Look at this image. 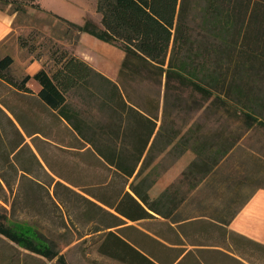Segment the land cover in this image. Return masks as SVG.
Wrapping results in <instances>:
<instances>
[{
  "label": "trees",
  "instance_id": "1",
  "mask_svg": "<svg viewBox=\"0 0 264 264\" xmlns=\"http://www.w3.org/2000/svg\"><path fill=\"white\" fill-rule=\"evenodd\" d=\"M0 3L9 8L14 3L12 12L16 15L33 4L30 0H0ZM95 5L100 26L91 20L77 25L39 5L34 8L62 21L76 30L78 36L85 32L105 43L118 45L124 52L119 75L141 76L157 88L155 96L147 97L141 104L134 102L117 82L52 39L46 41L52 61L50 68L41 66L32 75L17 79L10 74L14 57L4 54L0 56V81L16 93L35 97L65 124L83 148L90 149L123 180L111 199L82 187L84 194L79 193L58 180L54 185L57 202L52 200V204L61 212L64 227L68 229L62 214L67 207L66 199L58 195L60 186L111 219L108 226L92 231L102 232L98 253L122 264H158L134 243L105 229H116L126 221L155 222L159 219L168 222L170 227L180 226L188 219L202 218L220 227L226 226L253 193L264 188L257 186L233 207L232 200L241 192L244 183L257 176L264 177V159L255 151L242 148L243 137L248 131L264 130V0H96ZM38 37L33 30L25 37L18 35V47L35 51L39 45L43 46L41 42L37 45ZM235 56L239 61L236 62ZM37 59H40L39 54ZM31 79L38 84L36 92L28 85ZM161 86L164 88L162 109ZM72 92L82 107L69 104ZM184 94H187V108L193 113L205 109L206 102H210L221 118L230 114L234 120L242 121L244 133L240 138L229 137L220 130L210 135L195 122L184 131L176 127L173 120H168L167 101L174 95L179 102L176 106L180 108ZM198 95L201 100L197 99ZM0 111L6 115L3 108L0 107ZM11 124L22 138L15 123ZM22 143L18 142L7 158L17 153L18 147L20 151ZM241 148L243 161L236 162L233 168H224ZM186 151L194 155L187 172L200 175L199 183L203 182L214 193L226 191L229 195L217 204H201L183 217L180 214L185 201L177 199L176 190L166 188L152 197L150 190L154 180H149L143 172L159 155L173 154L178 158ZM33 157L42 167L38 158ZM7 164L15 176L22 172L13 183L16 185L15 198L25 181L37 191H44L45 186L28 178L25 169L19 170L10 161ZM247 166L250 170L243 174ZM60 179L67 182L63 177ZM13 184L0 173L1 202H7L5 187L12 191ZM13 205L12 202L9 207L14 210ZM0 236L31 254L55 259L57 264H69L55 241L39 231L35 223L25 218L13 219L1 205ZM257 245L264 249L261 244ZM175 260L169 264H174Z\"/></svg>",
  "mask_w": 264,
  "mask_h": 264
},
{
  "label": "rangeland",
  "instance_id": "2",
  "mask_svg": "<svg viewBox=\"0 0 264 264\" xmlns=\"http://www.w3.org/2000/svg\"><path fill=\"white\" fill-rule=\"evenodd\" d=\"M30 2H33L32 6H25L26 11L17 13L13 30L0 42V56L10 54L14 57L11 75L20 79L26 74L32 75L41 66L50 68L52 61L49 59L50 49L46 41L52 39L71 53L83 57L94 70L117 82L134 102L141 104L147 97L155 96L157 88L152 87L141 76L119 75L124 52L118 45L105 43L85 32L78 36L76 30L62 21L34 8L39 5L43 9L46 8L48 12L53 11L77 25L91 20L100 26L101 19L96 11V0H30ZM0 6L3 4L0 3ZM13 9L14 3L10 6L9 12ZM32 30L38 33L37 45L41 42L43 46L39 45L40 48L35 51L27 48L20 49L18 35L25 37ZM37 54L40 55V59H37ZM237 56H235L236 62L239 61ZM28 85L33 92L38 89V84L33 79ZM159 88L162 109L164 88L162 86ZM186 95L183 96L180 108L176 106L179 102H176L174 95H171L167 101L168 120H173L176 127L184 131L195 122L202 125L210 135L220 130L229 137L240 138L241 133H244L242 121L234 120L230 114L221 118L215 112L216 108L209 105L210 102H206L208 107L205 109L193 113L187 108ZM197 99L201 100L199 95ZM68 101L69 104L82 107L75 92L70 93ZM0 107L7 115L0 111V173L2 172L12 184L17 182L22 172L19 171L15 176L14 171L7 164L10 161L18 169H25L28 172V178H33L45 186L44 191H37L35 186L25 181L16 198V185L13 184L12 191L5 187L7 202L0 201V205L7 209V214H11L13 219L25 218L35 223L39 231L55 241L69 264H122L120 261L98 253L97 246L102 232H92L96 227L103 229L108 226L111 222L110 218L104 213L97 212L91 204L82 202L75 193H70L60 186L57 189L58 195L66 199L67 208H63L62 214L66 219L67 229L63 225L61 212L55 208L52 200L57 202L54 185L58 180L79 193L84 194L80 189L82 187L94 190L108 199L116 194L123 180L103 161H100L90 149L83 148V144L67 131L65 124L40 105L35 97L16 93L0 81ZM8 118L15 123L22 138L17 135L15 127ZM20 141H23L20 151L18 147L17 153L7 158ZM242 142L244 143L242 148L255 151L257 156L264 159V130L248 131ZM242 148L232 155L233 159L224 168H233L236 162L243 161ZM33 155L42 163V167L36 163ZM173 156V154L159 155L144 170L143 174L147 175L149 180H154L150 190L152 197L158 196L166 188L176 190L177 199L185 201L182 205L183 213L180 214L183 217H187L201 204H217V202H223L224 197H228L229 194L226 191L214 193L203 182L199 183L200 175L187 172V167L194 160L191 151H186L178 158ZM248 170H250L249 166L245 167L243 174H246ZM58 175L67 182L60 179ZM260 185L264 186L263 176H257L250 182L244 183L241 192L232 200L233 207L238 206L244 196ZM12 202L14 210L9 207ZM106 230L116 232L130 243H134L158 264L171 263L185 249H189V252L183 256V259L181 258L180 264H264V249L249 242L217 244L221 240L219 236L222 238L224 233L217 227L204 224L203 220L196 219L180 226L173 224L171 227L162 219L155 222L126 221L116 229ZM174 243L179 245L184 243L187 246L192 243H216L217 245L172 248ZM0 264L57 263L55 259L48 260L31 254L25 249L17 248L4 236H0Z\"/></svg>",
  "mask_w": 264,
  "mask_h": 264
},
{
  "label": "crops",
  "instance_id": "3",
  "mask_svg": "<svg viewBox=\"0 0 264 264\" xmlns=\"http://www.w3.org/2000/svg\"><path fill=\"white\" fill-rule=\"evenodd\" d=\"M9 9H10L9 5L5 7L0 6V42L4 38H6L7 35H9V33H11V31L13 30V24H14L13 21L15 19L16 14L13 13L12 11L9 12ZM237 213L238 214H236V216L230 221L228 225L222 227H220L219 224L207 218H202L197 220H203L204 224L211 225L214 228L217 227L219 230H222L224 236L222 238H220L219 236V239L221 240L217 242V244L249 242L255 245L261 244L262 246H264V188L257 189V191L253 193V195L249 198V200ZM194 220L196 219H188L185 222H181L180 225ZM217 244L192 243L189 244L188 246H203V245H217ZM178 246L188 247L184 243H182L181 245L174 243L172 244L171 247L174 248ZM187 252H189V249L188 250L185 249L176 258L174 264L179 260H181V258L183 259V256Z\"/></svg>",
  "mask_w": 264,
  "mask_h": 264
}]
</instances>
